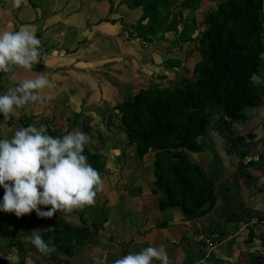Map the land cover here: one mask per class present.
<instances>
[{"label": "crops", "instance_id": "0c3cea01", "mask_svg": "<svg viewBox=\"0 0 264 264\" xmlns=\"http://www.w3.org/2000/svg\"><path fill=\"white\" fill-rule=\"evenodd\" d=\"M70 1L23 0L19 8H13L11 0H0V32L33 29L43 42L41 48L50 54L47 61L37 63L30 71L17 70L16 78L45 74L52 81V87L41 93L45 97L43 103L16 109L6 122L0 114V138H10L19 127H27L26 123L61 132L86 133L90 142L85 146L100 154L104 162L100 173L104 189L95 197L99 209L86 206L62 213L70 226L86 230L87 234L80 243L72 241L69 255L56 249L43 255L26 240L35 229L40 233L47 230L43 222L23 226L8 222L4 226L0 220V264H59L61 260L98 264L105 253L106 264H113L130 252L161 245L170 264H196L199 260L205 264H264L260 258H264V197L257 194L264 192V133L253 143L233 136L225 143L220 138L205 151L191 154L192 161L202 164L214 180L217 205L209 213L189 219L178 205L161 206V193L153 190L156 151L150 150L140 158L134 156L138 154L136 144L129 142L120 126L116 105L141 87L164 85L175 78L177 67L168 70L169 76L165 74L163 52L168 50L170 57L186 58L191 49L188 46L179 55L168 47L175 39L174 31H169L173 35L166 33L169 38L161 40L162 44L142 42L134 28L142 17H136L140 7L130 6L132 0L126 1V7L122 0H77L78 9L64 12ZM84 10L86 13L82 14ZM80 13L77 20L70 19ZM68 28L76 30V35L66 44ZM12 83L7 74H0V95ZM121 149L133 155L127 158L124 154H111L112 150ZM214 154L219 155L218 160ZM112 157L116 171L111 167ZM251 159L259 160L258 164L249 167ZM146 168L152 171H141ZM233 191L239 193L240 203L233 198ZM191 231L199 242L193 243L187 237ZM49 232L51 236L52 228ZM203 232L231 238L207 255L205 244L195 238ZM152 264L161 262L154 259Z\"/></svg>", "mask_w": 264, "mask_h": 264}, {"label": "trees", "instance_id": "16d2710c", "mask_svg": "<svg viewBox=\"0 0 264 264\" xmlns=\"http://www.w3.org/2000/svg\"><path fill=\"white\" fill-rule=\"evenodd\" d=\"M201 5L203 0L130 2L132 7H143L139 21L147 19L148 26L142 33L136 29L137 23L134 28L140 36L150 40L146 42H152L153 38L168 39L166 33L174 31L177 37L173 44L193 42L195 45L186 58L175 60L172 55L165 60L167 71L177 67L173 80L164 85L141 87L135 95L116 105L120 126L129 142L136 144L138 155L156 151L153 190L161 193V206L178 205L189 219L206 215L217 205L213 178L207 175L202 164L192 161L191 154L205 151L209 146L206 140L215 144L221 138L226 143L233 136L253 143L264 128V79L255 80L264 66V0H217L198 21L196 12ZM160 7L166 8L164 15H160L166 19L162 23L156 16ZM185 10L189 11L187 16H184ZM179 23H183L180 32ZM158 24L162 30L158 29ZM196 31L199 33L194 36ZM150 34L156 36L149 38ZM249 111H253L251 115ZM253 117L257 120L248 126V120ZM238 123L245 126L239 127ZM46 130L53 137L70 133ZM83 154L101 173L104 165L101 155L86 146ZM214 156L218 160L219 155ZM258 161L249 160V167ZM3 195L4 189L0 187V203ZM50 207L40 206L42 211ZM62 213L42 218L35 210L20 217L0 211V220L4 226L8 222L18 226L43 222L47 226V230L40 233L44 241L69 255L73 251L72 241L80 243L87 234L86 230L70 226ZM51 228L53 233L49 236ZM260 258L264 262V258Z\"/></svg>", "mask_w": 264, "mask_h": 264}, {"label": "clouds", "instance_id": "9594fccd", "mask_svg": "<svg viewBox=\"0 0 264 264\" xmlns=\"http://www.w3.org/2000/svg\"><path fill=\"white\" fill-rule=\"evenodd\" d=\"M22 3L23 0H11L13 8H19ZM40 48L41 41L33 29L21 27L0 32V74H7L13 81L0 95V114L5 122L16 109L43 103L42 91L52 87L45 74L16 78L17 70L30 71L41 62ZM89 142L90 137L81 131L53 137L43 125L19 127L10 138L0 139V187L4 189L0 211L20 217L35 210L39 217L50 218L57 212L69 214L93 206L104 183L83 154ZM41 205L51 207L42 211ZM26 240L43 255L55 251L44 241L39 229L31 231ZM154 259L170 264L163 245L130 252L113 264H152ZM106 260L105 253L98 264H106ZM196 264L205 262L199 260Z\"/></svg>", "mask_w": 264, "mask_h": 264}, {"label": "rangeland", "instance_id": "374dc122", "mask_svg": "<svg viewBox=\"0 0 264 264\" xmlns=\"http://www.w3.org/2000/svg\"><path fill=\"white\" fill-rule=\"evenodd\" d=\"M34 1H37L38 3H43L45 0H34ZM123 2H122V4H124V7H126V5H127V3H126V1H129V0H122ZM215 1H217V0H214V3H213V1H211V0H203V5H201V8L199 9V16H198V18H200L201 16H202V14H204L205 13V11H206V9H210V6L211 5H215ZM79 8V6H78V1L77 0H72V1H70V4L69 5H67L66 7H65V10H64V12H69V11H73V9H78ZM138 8V7H137ZM178 8H180V7H178ZM127 9V8H126ZM126 9H124V11L126 10ZM128 11V10H127ZM173 13H174V15H175V13H176V10H174L173 9ZM164 12H166V8L165 7H160L158 10H157V12H156V16H158L160 19H158L159 21H160V23H162L163 21H165L166 19L164 18V16H160L161 15V13H163V15H164ZM188 10H185L184 11V16H187L188 15ZM86 13V11L84 10L83 12H82V14H85ZM144 13V10H143V7H140V9H136V17H140V16H142V14ZM154 14H155V11H154ZM196 15H197V12H196ZM81 16V13L80 14H74V15H72L71 17H70V19H75V20H77V18L78 17H80ZM199 21V20H198ZM77 23V21H75V24ZM138 24V26L136 27V29L138 30L139 29V32L140 33H142L143 32V30L142 29H146V27L148 26V20L147 19H144L143 21H136L135 22V24ZM135 24H134V27H135ZM74 25V22L70 25V29H73V26ZM165 25H166V23H164L163 24V26L165 27ZM202 26H203V24H202ZM158 29H160V30H162L161 29V24H158ZM182 28H183V23H180L179 25H178V32H180V31H182ZM69 28H68V30H70ZM141 29V30H140ZM171 35H173V32H169ZM175 33V32H174ZM197 33H199L198 31H196L195 32V35L194 36H196L197 35ZM75 35H76V30H70V32H69V34H68V36H67V38H66V44H69V43H71L72 42V39H69V38H74L75 37ZM153 36H156V35H154V34H150L149 35V38H151V37H153ZM176 37H177V34H175V39H176ZM110 37H107V39H109ZM139 39L142 41V42H144L145 41V43H147V45H148V42H146V40H148V41H150L148 38H146V37H142V36H140L139 37ZM174 39V40H175ZM152 42H154L155 44H162L163 42L161 41V40H158V39H156V38H153L152 40H151ZM165 42H168V41H164V43ZM173 42V41H172ZM172 42H171V44H172ZM169 43V42H168ZM41 46H44L43 45V42H41ZM171 44H167L168 45V47H172L171 48V50H173L174 51V53L175 54H181V48L182 49H184V48H188V46H189V48L191 49V48H194V43L193 42H185L182 46H181V44H178V43H175L174 45L175 46H172ZM190 45H192V46H190ZM164 54L162 55V57H163V59L164 60H166L167 58H169L170 57V55H171V52L170 51H165V52H163ZM173 53V52H172ZM145 54V53H144ZM195 54H197V52L195 53ZM143 58L144 59H148V56L147 55H145V56H143ZM172 58L173 59H175V60H179L178 59V57L176 56V55H173L172 56ZM193 58H194V56H193ZM149 70V69H148ZM153 71H154V69H153ZM160 73H163V69H161L160 70ZM165 74H167L168 76L170 75V73H169V71H166L165 70ZM260 74H261V77H256L255 78V80L256 81H258V82H260V81H262V79H263V77L262 76H264V66H263V68L261 69V72H260ZM160 75V74H159ZM139 76V75H138ZM159 79V78H158ZM160 80H162V78L160 79ZM253 112V111H252ZM252 112L251 111H249V115H251L252 114ZM255 120H257V117H253L252 119H249L248 120V126L249 125H252V122L251 121H255ZM263 121V120H262ZM264 124V123H263ZM240 125H243V126H245V124H243V123H238V126L240 127ZM243 126H242V128H243ZM78 131V130H77ZM264 133V128L261 130V133H260V135H262ZM115 135H117V134H115ZM119 136H123L122 135V133H119ZM206 142H207V144H209L210 146H212V144L213 143H210V141H208V140H206ZM222 148H223V146H222ZM251 148H253V147H251ZM251 148H249V149H251ZM257 148H258V146H257ZM255 149V148H254ZM256 150V149H255ZM262 151H263V149H262ZM220 152V154L222 155V156H224V152L223 151H219ZM111 154L112 155H122V156H126L127 158H128V156H132L133 155V153H131V151H127V150H123V149H121L120 151L119 150H112V152H111ZM124 154V155H123ZM134 156L136 157V158H140V157H142V156H139L138 154H134ZM145 158V160H147V159H153L152 157H144ZM228 159V158H227ZM259 159V158H258ZM114 162H116L115 161V159H114V157H112V160H111V167H112V169L114 170V171H116L114 168ZM106 167V166H105ZM243 169H245L244 167L241 169V170H243ZM141 171H143V172H150V171H152V169L151 168H146V169H142ZM232 181V178L231 179H229L227 182L228 183H230ZM257 194H258V196H262V197H264V192H257ZM232 196H233V198H235V201L237 202V203H240V197H239V193H237L236 191H233L232 192ZM93 208L94 209H96V210H98L99 209V206H97V204H96V202H95V204L93 205ZM187 237L189 238V239H191L192 241H193V243L194 242H199V241H196L195 239H194V234H193V231H191L190 232V234L189 235H187Z\"/></svg>", "mask_w": 264, "mask_h": 264}, {"label": "built area", "instance_id": "2783aa9c", "mask_svg": "<svg viewBox=\"0 0 264 264\" xmlns=\"http://www.w3.org/2000/svg\"><path fill=\"white\" fill-rule=\"evenodd\" d=\"M40 50L42 53L41 62L44 63L49 59L50 54L45 50V48H42ZM195 238L204 242L206 254L209 255L215 248L226 243L231 238V236H223L213 232L211 234L200 233L198 235H195ZM59 264H71V263H69L66 260H61Z\"/></svg>", "mask_w": 264, "mask_h": 264}]
</instances>
